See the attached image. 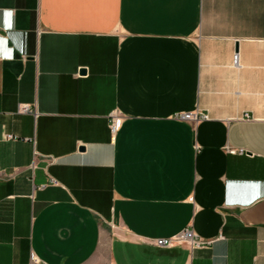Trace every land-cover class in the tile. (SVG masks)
I'll list each match as a JSON object with an SVG mask.
<instances>
[{"label": "crops", "instance_id": "obj_1", "mask_svg": "<svg viewBox=\"0 0 264 264\" xmlns=\"http://www.w3.org/2000/svg\"><path fill=\"white\" fill-rule=\"evenodd\" d=\"M0 264H264V0H0Z\"/></svg>", "mask_w": 264, "mask_h": 264}, {"label": "built area", "instance_id": "obj_2", "mask_svg": "<svg viewBox=\"0 0 264 264\" xmlns=\"http://www.w3.org/2000/svg\"><path fill=\"white\" fill-rule=\"evenodd\" d=\"M234 65H236V66L239 65L238 54H236L234 56ZM21 111L24 113L31 111L30 106L29 105H22ZM176 118L184 120V121H188V122L195 125V124L199 123L201 120L206 119L207 117L200 115L199 113L189 112V113H179L176 115ZM120 121H121V119H120L119 114L117 112H114L110 118V129H111L112 133H115L117 131L119 124H120ZM8 138L9 139H15L14 136H8ZM239 153L244 154L245 151L240 150ZM49 185L61 186V183L57 179L49 176L48 182L46 184L42 185L40 188L44 189ZM184 243H189L194 247L201 248V247L209 244L210 242L194 238L192 236V232L189 229L184 231V233H182V235H180L179 237H177L175 239H162V240L156 241V244L159 247H163V248H170V247H174L177 244H184Z\"/></svg>", "mask_w": 264, "mask_h": 264}, {"label": "snow or ice", "instance_id": "obj_3", "mask_svg": "<svg viewBox=\"0 0 264 264\" xmlns=\"http://www.w3.org/2000/svg\"><path fill=\"white\" fill-rule=\"evenodd\" d=\"M7 16L11 17V13H7Z\"/></svg>", "mask_w": 264, "mask_h": 264}, {"label": "water", "instance_id": "obj_4", "mask_svg": "<svg viewBox=\"0 0 264 264\" xmlns=\"http://www.w3.org/2000/svg\"><path fill=\"white\" fill-rule=\"evenodd\" d=\"M83 73H85V71H83Z\"/></svg>", "mask_w": 264, "mask_h": 264}]
</instances>
